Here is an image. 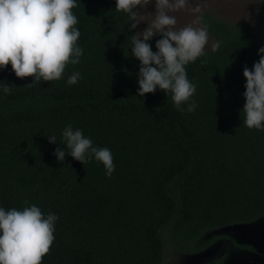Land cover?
Wrapping results in <instances>:
<instances>
[{
    "label": "trees",
    "instance_id": "16d2710c",
    "mask_svg": "<svg viewBox=\"0 0 264 264\" xmlns=\"http://www.w3.org/2000/svg\"><path fill=\"white\" fill-rule=\"evenodd\" d=\"M72 11L83 55L61 79L30 84L10 64L0 69L11 85L0 94V206L27 201L59 217L40 264H162L166 242L200 253L221 237L207 233L264 217V129L246 127L242 109L243 67L259 59L264 33L202 14L220 47L186 65L196 84L187 112L159 88L135 95V29L115 0H77ZM257 18L264 27V0ZM73 71L81 78L68 84ZM69 123L111 150L110 176L95 159L57 161Z\"/></svg>",
    "mask_w": 264,
    "mask_h": 264
},
{
    "label": "clouds",
    "instance_id": "9594fccd",
    "mask_svg": "<svg viewBox=\"0 0 264 264\" xmlns=\"http://www.w3.org/2000/svg\"><path fill=\"white\" fill-rule=\"evenodd\" d=\"M149 2L152 0H115V10L126 13L127 25L136 29L144 21L143 8ZM188 2L154 0L151 21L146 22L144 29L132 32L130 47L131 54L140 62L135 95L143 98L159 88L167 95L171 92L178 109L192 112L196 108V102L191 99L196 84L188 78L186 65L205 55L209 31L207 24L196 22L176 26L177 17L172 13ZM76 4L77 0H0V69L10 64L17 77L31 76L30 84L61 79L67 64L79 63L83 55L77 43L78 18L72 11ZM154 35L160 36L155 41V51L149 43ZM219 47L218 40L210 44L213 52ZM257 54L259 59L251 69L243 67L246 79L242 109L243 124L260 130L264 129V45L258 48ZM80 78L81 74L73 71L66 82L75 84ZM10 89V84L0 80V94ZM48 139L50 143H57L54 134H49ZM61 139L62 147L54 149L57 161L63 162L68 154L83 164L89 159L102 162L106 176L114 171L111 150L95 146L81 128L71 123L65 125ZM25 205L20 209L0 206V264H40L55 239L58 215L45 214L38 205L27 201Z\"/></svg>",
    "mask_w": 264,
    "mask_h": 264
},
{
    "label": "rangeland",
    "instance_id": "374dc122",
    "mask_svg": "<svg viewBox=\"0 0 264 264\" xmlns=\"http://www.w3.org/2000/svg\"><path fill=\"white\" fill-rule=\"evenodd\" d=\"M260 0H189L186 6L172 14L177 17V27L196 22L203 24L202 14L210 12L217 18L228 22H244L255 34H263L264 27L257 18ZM199 9L195 11L194 9ZM144 21L135 31L144 29L152 19L155 11L154 0L144 8ZM213 40L209 32L210 49ZM217 234L221 237L204 251L189 254L177 250L169 242L165 244L162 264H206L212 260H221V264H264V217L249 223H235L217 228L207 235Z\"/></svg>",
    "mask_w": 264,
    "mask_h": 264
}]
</instances>
